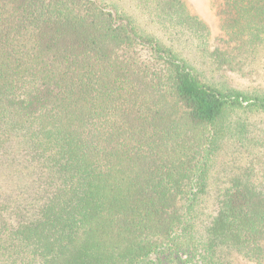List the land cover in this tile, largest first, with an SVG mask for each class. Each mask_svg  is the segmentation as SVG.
I'll return each mask as SVG.
<instances>
[{
	"label": "trees",
	"instance_id": "16d2710c",
	"mask_svg": "<svg viewBox=\"0 0 264 264\" xmlns=\"http://www.w3.org/2000/svg\"><path fill=\"white\" fill-rule=\"evenodd\" d=\"M224 36L186 0H0V264H264V0ZM229 140L248 168L199 208Z\"/></svg>",
	"mask_w": 264,
	"mask_h": 264
},
{
	"label": "rangeland",
	"instance_id": "374dc122",
	"mask_svg": "<svg viewBox=\"0 0 264 264\" xmlns=\"http://www.w3.org/2000/svg\"><path fill=\"white\" fill-rule=\"evenodd\" d=\"M195 12L205 18L213 30V38L215 44H220V39L224 36L222 29V9L226 0H186ZM231 82L242 88H253L256 86H264V60L260 63L248 67L243 73L226 72ZM250 157L243 152L235 142L229 140L215 154L213 166L209 179V190L203 196L199 203L202 214L207 218L208 215L214 213L216 209L217 194L221 188L229 185L230 179L242 173L249 166ZM241 264H254L241 261Z\"/></svg>",
	"mask_w": 264,
	"mask_h": 264
}]
</instances>
